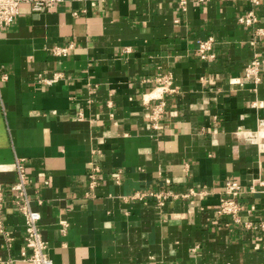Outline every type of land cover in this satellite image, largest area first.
<instances>
[{"label":"crops","instance_id":"1","mask_svg":"<svg viewBox=\"0 0 264 264\" xmlns=\"http://www.w3.org/2000/svg\"><path fill=\"white\" fill-rule=\"evenodd\" d=\"M258 1H191L182 10L177 0H67L51 14L22 7L0 30V184L14 240L10 250L0 234V264H31L11 191L17 160L54 264H264ZM251 11L259 24L241 25ZM211 39L215 58L204 61L198 50ZM55 47L71 49L56 57ZM255 55L259 82L245 77ZM159 76H172L178 92L163 98L155 129ZM93 164L101 172L88 196ZM229 181L245 190L240 225L217 216ZM152 193L163 206L133 199Z\"/></svg>","mask_w":264,"mask_h":264},{"label":"built area","instance_id":"2","mask_svg":"<svg viewBox=\"0 0 264 264\" xmlns=\"http://www.w3.org/2000/svg\"><path fill=\"white\" fill-rule=\"evenodd\" d=\"M67 0H0V30H5L10 28L15 19L20 15L21 9L27 6L35 14L42 13H54L60 4L65 3ZM180 8L186 10L188 4L191 1L197 3H204L209 0H177ZM255 5H259L258 0H253ZM75 17L78 14H74ZM241 25L248 27H256L259 24V19L257 15L251 11L247 15L239 19ZM256 36L264 37V29H256ZM214 47L213 39L203 42L200 44L198 54L200 58L204 61L214 59L215 56L212 54ZM70 48H59L55 47L53 49V55L56 57H67ZM261 60L258 55H255L253 60L250 62L246 69V80L260 81L261 74ZM47 84H52L55 82L45 80ZM156 83L161 92L160 98H157L161 102L158 103L153 109L152 122L155 129L159 128L158 121L159 118L164 114L166 103L164 97L166 95H174L178 92L174 85L172 76H159L156 79ZM18 180L12 186L11 191L13 193V203L16 207L17 212L24 218L26 227V246L22 251V258L24 261L31 264H54L49 253L48 243L46 242L43 232L41 230L40 222L42 219L41 213L33 208V200L29 195V187L31 185V180L29 179L25 166L20 160L16 161ZM101 170L99 166L91 165L89 178V192L88 196L93 195V191L98 184V176ZM264 186V183L261 184ZM250 192H255V187L250 188ZM194 194V193H191ZM245 194V190L240 183L229 181L227 182L224 190V197L221 200L219 209L217 211V216L219 218H230L234 224H243L242 214L244 208L239 202L240 197ZM169 195L173 196L172 193ZM176 197V196H174ZM188 198L189 196H183ZM168 198V196H166ZM133 199L144 201L145 199L157 200V204L163 206L162 196L157 194H135ZM147 201V200H146ZM7 205L6 200V190L0 184V234L5 240L7 247L11 250L13 247V238L11 234L6 229L3 213ZM247 229H252L254 226L251 223H245L244 225ZM264 228V224L261 225ZM68 225H64L62 233H66ZM15 260L9 259L1 264H14Z\"/></svg>","mask_w":264,"mask_h":264}]
</instances>
